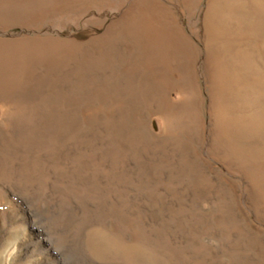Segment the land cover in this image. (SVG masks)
Masks as SVG:
<instances>
[{
  "label": "rangeland",
  "instance_id": "1",
  "mask_svg": "<svg viewBox=\"0 0 264 264\" xmlns=\"http://www.w3.org/2000/svg\"><path fill=\"white\" fill-rule=\"evenodd\" d=\"M208 2L0 0V254L14 243L11 264H264L253 99L264 78L254 48L226 51V65L244 64L243 97L218 119ZM234 118L242 133L222 149L218 125Z\"/></svg>",
  "mask_w": 264,
  "mask_h": 264
},
{
  "label": "bare ground",
  "instance_id": "2",
  "mask_svg": "<svg viewBox=\"0 0 264 264\" xmlns=\"http://www.w3.org/2000/svg\"><path fill=\"white\" fill-rule=\"evenodd\" d=\"M261 3L262 2L260 0H209V2L207 3V7H206L204 15H205V18L208 20V22L203 21V28L205 29V32L208 35V43L211 46L217 45L219 48H221V50L218 52V54L215 57H213V60H212L213 67L212 68L214 70L213 71L211 70V71H212V74L214 75V77L216 76V83L218 84V88L216 89L217 94H220L221 97L226 100V106L223 108L224 109L223 111H225V112H223L221 114L219 111L218 119L221 116H226V115L229 116L230 112H234L235 109H230V107L232 108V105L238 104V103L234 102V99H236L238 97H239V99H242V97H243L241 88H239V90L236 91L234 86H235V84H238V83L244 81L243 77H242L243 76L242 71L244 70V64L243 63H241V64L235 63V64H229L230 66L226 65V57H227V55L225 54L226 51H227V53L228 52L232 53V56H230V57L235 58V57H237L236 53L238 52V50L241 51V50H245V48H247V50H248V48H252V49L254 48V51L256 52L255 55H257V58H256L257 61L255 60V66L253 65L254 69H255L254 73L258 72L260 74L262 72L260 77L262 79L264 78V5ZM4 6H6V5H4ZM221 16H224V18L226 17L225 19H227V21H225L224 18H223L224 19L223 20L221 18ZM210 19L212 20L211 23H210ZM173 21H174V19H173ZM222 24H225V25H222ZM142 25H140V26L143 27L145 29V31H147L149 29L148 24H142ZM140 26H139V28H140ZM172 34H174V33H172ZM175 35L177 37L179 36L177 33ZM159 36H162V38H160V39L158 38L159 42L162 43V40L164 41V43H162V45L163 44H168V45L171 44L172 46L177 47L179 50H181L178 53L182 57V54H183L182 48L176 44V43L184 44V42L181 40L180 37L178 38V41L176 39L170 40V39H168V37H170L169 33L166 31H164L163 33L160 32ZM142 41L145 42L144 40H142ZM150 43H151L150 40L146 41V44L149 45V48L151 46ZM153 57H151L149 59L145 58V60H146L145 65L147 64L149 69L156 65L155 64L156 62H154ZM223 59H224V62H223ZM254 59H253V61H254ZM167 60H169V59H167ZM159 61H160V59H159ZM237 61H239V60H237ZM135 63L137 64L136 61H135ZM135 66H137V65H135ZM245 67H247V69L250 70L249 69L250 67H248V65H246ZM235 69H237V70H235ZM233 70L235 72L232 73ZM150 72H152V71H150ZM157 78H159V77H157ZM255 78H253V79H255ZM156 82H157V80H156ZM258 82H259V80H258ZM222 83H223L224 87L220 88L222 86ZM253 85H254V89H255V94H254L253 99H255L258 103V105L256 103L257 108L262 110V112L264 113V100L262 98V96H264V94H263L264 86H263V88H261V90H259L257 87L260 85V83H256ZM2 86H3V84H2ZM235 93H237L236 98H235ZM238 94H239V96H238ZM246 98L249 99L248 97H246ZM240 101L241 100H239V102ZM262 112H259V113H262ZM244 120H245V118H244ZM248 120H249V117H247L245 124H247L249 122ZM256 124L259 127L258 133L260 134V136L263 135L264 134V115H263L262 120L258 121ZM242 125L243 124L238 122L236 118L227 120V122L223 125V127L221 125H218L217 137L221 138V139H218V143L221 144L222 149H223V145H224L223 142L228 139L227 136H229L230 138L231 137H240V136H235V134L236 133H242V132H240ZM256 140H257V138H256ZM247 145L244 143L245 148H248ZM236 147H240V145H237ZM253 149L254 148H252L251 150L248 149V153L250 155V158L247 159L248 161L251 159V156L255 153V151H257V156H260L264 153L263 150L258 149V148L257 149L255 148V151L253 153H250L251 151H253ZM258 158H260V157H258ZM244 165H245V163H244ZM251 170H252V168H251ZM257 180H258V178H257ZM251 184H252V182H251ZM258 184L259 183L257 182V185Z\"/></svg>",
  "mask_w": 264,
  "mask_h": 264
},
{
  "label": "clouds",
  "instance_id": "3",
  "mask_svg": "<svg viewBox=\"0 0 264 264\" xmlns=\"http://www.w3.org/2000/svg\"><path fill=\"white\" fill-rule=\"evenodd\" d=\"M16 253V247L14 243H10L9 246H7L3 253L0 254V264H11V261Z\"/></svg>",
  "mask_w": 264,
  "mask_h": 264
}]
</instances>
